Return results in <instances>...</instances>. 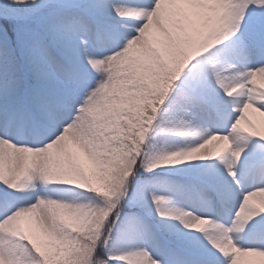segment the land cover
<instances>
[{
  "label": "snow or ice",
  "instance_id": "snow-or-ice-1",
  "mask_svg": "<svg viewBox=\"0 0 264 264\" xmlns=\"http://www.w3.org/2000/svg\"><path fill=\"white\" fill-rule=\"evenodd\" d=\"M0 264H264V0H0Z\"/></svg>",
  "mask_w": 264,
  "mask_h": 264
}]
</instances>
